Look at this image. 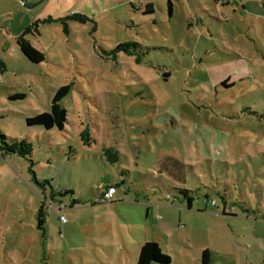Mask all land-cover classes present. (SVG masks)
Listing matches in <instances>:
<instances>
[{
    "label": "rangeland",
    "instance_id": "1",
    "mask_svg": "<svg viewBox=\"0 0 264 264\" xmlns=\"http://www.w3.org/2000/svg\"><path fill=\"white\" fill-rule=\"evenodd\" d=\"M15 1L0 133L32 155L0 153V264H136L146 242L169 264H264V0ZM73 13L25 36L43 62L22 55L26 27ZM65 85L63 129L28 126Z\"/></svg>",
    "mask_w": 264,
    "mask_h": 264
},
{
    "label": "trees",
    "instance_id": "2",
    "mask_svg": "<svg viewBox=\"0 0 264 264\" xmlns=\"http://www.w3.org/2000/svg\"><path fill=\"white\" fill-rule=\"evenodd\" d=\"M213 1L216 2L217 0H213ZM223 3L227 5L229 3V0H225V1L223 0ZM169 9H170V5H169ZM152 13H153V10L151 6H147L146 9L143 11V14H152ZM69 21L84 24L88 21V17H86L85 15L73 13V14L67 15L66 17L57 19V20H53L52 18H47L46 20H43L42 22L37 21L29 25L28 27H26L23 33L16 39V44L20 52L22 53V55L26 57L31 63L39 64L43 62L44 61L43 54L40 51H38L36 48H34L28 42L25 36L31 33L35 35H39V32L37 31L38 23L50 24L54 22H57V23L59 22L63 27L64 33L67 34V23ZM130 47H135V45L131 43H125L121 46H118L115 49V51L130 54V52L128 51ZM69 91H70V87L68 85L60 87L55 92L51 100L49 112H44L34 117L27 118L26 124L28 126H41L45 128L46 130H52L53 128L62 130L66 122V112H65V109L61 106L60 102L62 101L63 98L66 97ZM20 97H23V96L20 95ZM82 135H85V132L81 133V136ZM0 153L6 154V155L8 154L17 155L20 158L29 160L32 155V145L25 140L8 143L6 141V137L0 133ZM104 153L105 155L109 156L108 154L109 151L105 150ZM113 156H114L113 158L114 160H111V163H115L118 160L117 153H115ZM108 186H114V185L113 184L106 185L104 188H107ZM63 194L72 195L73 192L65 191ZM77 203L78 202L75 199H72L71 201L72 205H75ZM188 204L190 206V201H188ZM45 216L46 215L44 214V211H43V205L40 204L37 210V213H36V221H37V225L39 229H42L45 223V220H44ZM203 256L204 257L207 256V252L204 251ZM152 263L169 264L170 257L161 252L156 242H146L140 248L136 264H152ZM203 263L207 264L205 261H203Z\"/></svg>",
    "mask_w": 264,
    "mask_h": 264
},
{
    "label": "built area",
    "instance_id": "3",
    "mask_svg": "<svg viewBox=\"0 0 264 264\" xmlns=\"http://www.w3.org/2000/svg\"><path fill=\"white\" fill-rule=\"evenodd\" d=\"M225 1V0H224ZM116 193V188L114 186H108L107 188L103 189L100 193L99 198L97 199L98 203H107L114 199V195ZM61 223L65 222V219L63 216H60L59 218Z\"/></svg>",
    "mask_w": 264,
    "mask_h": 264
},
{
    "label": "crops",
    "instance_id": "4",
    "mask_svg": "<svg viewBox=\"0 0 264 264\" xmlns=\"http://www.w3.org/2000/svg\"><path fill=\"white\" fill-rule=\"evenodd\" d=\"M9 1V2H8ZM15 2V4L16 5H18V3H17V1H15V0H0V3L1 2H8V3H12V2ZM37 0H25V2H27V3H33V2H36ZM216 2H218V1H216ZM7 3V4H8ZM147 6H151L152 7V5H147ZM147 6H145V9H146V7ZM170 8H171V5H170ZM144 9V10H145ZM152 10H153V7H152ZM170 10V9H169ZM171 11V10H170ZM193 12H194V19L196 20V22L197 23H200V24H203V18H202V15H201V13H199V11L198 10H193ZM153 13H154V10H153ZM50 18V17H49ZM106 185H112V184H110V183H104L103 184V186H102V189H101V192H102V190L103 189H105L104 187L106 186ZM100 192V193H101ZM116 193H117V191H116ZM116 193H115V195H116ZM99 196H100V194H99ZM99 198V197H98Z\"/></svg>",
    "mask_w": 264,
    "mask_h": 264
},
{
    "label": "water",
    "instance_id": "5",
    "mask_svg": "<svg viewBox=\"0 0 264 264\" xmlns=\"http://www.w3.org/2000/svg\"><path fill=\"white\" fill-rule=\"evenodd\" d=\"M20 2H23L22 0H19ZM43 1H45V0H40L39 1V3H37V4H40V3H42ZM36 4V3H35ZM30 6H32V5H29L28 7H30Z\"/></svg>",
    "mask_w": 264,
    "mask_h": 264
}]
</instances>
